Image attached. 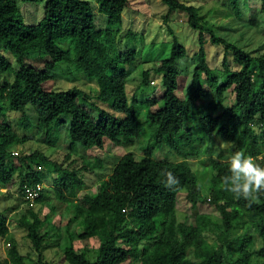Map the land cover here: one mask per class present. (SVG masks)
<instances>
[{"label": "trees", "instance_id": "obj_1", "mask_svg": "<svg viewBox=\"0 0 264 264\" xmlns=\"http://www.w3.org/2000/svg\"><path fill=\"white\" fill-rule=\"evenodd\" d=\"M227 1L235 19L242 21L241 6L249 3ZM162 3L167 8L165 24L173 13L187 15V24L197 33L198 48L190 81L179 96L178 62L187 51L168 27L172 35L168 56L142 71L137 87H148L153 74L160 77L162 89L140 100L136 94L128 98L126 92L138 55L133 49H117L122 14L131 9L130 0H45L43 16L34 25L23 21L14 0H0V188L17 175L24 194L25 185H42L54 175L51 184L59 207H64L63 214L71 212L62 234L47 215L41 219L27 205L17 223L25 229L36 258L30 259L12 245L7 252L11 264H22L27 258L35 264H51L43 259L48 238H61L60 250L68 264H254L253 257L264 260V191L236 197L222 182L235 151L264 165V54L253 55L200 24L196 7L179 0ZM259 7L264 13V0H259ZM96 10L106 16L104 28L97 26ZM205 34L212 46L223 50L222 80L208 61ZM125 36L134 37L130 31ZM41 53L48 60L34 67L28 60ZM61 62L93 78L97 93L91 96L78 87L45 89L43 84L52 80V70ZM228 91L233 95L229 105L225 103ZM27 106L36 118L33 124ZM9 113L20 114L17 125L25 131L34 126L49 146L58 143L64 130L69 143L63 161L39 150L15 154L13 149L24 144L27 136L13 129ZM144 134L148 143L142 144L141 156L123 154L95 195L84 194L82 203L74 201L86 189L79 169L72 167V161L66 164L77 148H102L105 138L127 146L146 138ZM211 135L229 147L210 157L204 171L192 170L189 159L201 155V143ZM161 148L175 159H157L155 153ZM102 165L94 159L84 169ZM167 171L173 172L178 184L165 183ZM207 172L208 193L203 195L200 174ZM180 192L198 210L193 224L178 219ZM204 205L212 206L215 213L199 210ZM72 223L80 232L70 228ZM8 233L7 217L0 212V239ZM207 235L213 237L211 242ZM94 237L97 254L88 260L74 242ZM3 259L0 255V264Z\"/></svg>", "mask_w": 264, "mask_h": 264}, {"label": "rangeland", "instance_id": "obj_2", "mask_svg": "<svg viewBox=\"0 0 264 264\" xmlns=\"http://www.w3.org/2000/svg\"><path fill=\"white\" fill-rule=\"evenodd\" d=\"M17 4L23 21L26 24H37L43 16V4L45 0H38L35 3H26L22 0H14ZM192 5L197 8L199 23L203 26L215 31L227 40L237 43L253 55L264 54V13L259 7V0H246L245 6L242 5V21L236 20L230 9L228 8L227 0H179ZM131 9L125 11L123 16V23L118 38V51H125L133 49L137 53V63L132 66V72L127 79L126 92L127 97L130 98L136 94L138 99L144 100L147 97L153 96L155 90H161L160 77L151 75V82L145 89L138 90V85L141 82V73L144 70L151 69L155 62L166 58L172 46V35L169 33L168 27L177 37L180 44H182L187 51L186 57L178 62V68L181 75L178 78V94L184 91L185 86L190 81L191 72L193 69V54L198 48L197 33L187 24V15L179 11L170 15L168 22L165 24L163 16L167 12V8L162 0H130ZM97 15V26L104 28L106 25V16L95 11ZM255 22H258L257 24ZM130 31L134 37L125 36ZM208 35H204V47L207 52V57L210 65L216 69L222 80L223 76V50L219 47L212 46L208 41ZM4 51V49H3ZM6 56V52H3ZM28 60L34 67H41L42 63L48 60L46 54L32 55ZM10 60L11 57L9 56ZM231 59V58H230ZM52 80L43 84L45 89H67L71 87H78L91 96L97 93V84L93 78L83 76L82 74L73 72L69 64L64 62L58 63L52 70ZM11 79V77H9ZM233 95L230 91L226 93L225 103H231ZM107 108V107H106ZM115 116L120 114L114 113ZM32 108L27 106L26 112L30 115V123H35V116L32 113ZM20 114L9 113V123L19 135H26L27 140L24 144L16 146L13 152L18 155H26L32 151H42L46 156L57 162H62L64 153H66L69 138L66 136L64 130L61 131L58 143L54 146H49L44 143V135L37 134L35 127L32 126L28 131L20 128L17 125ZM191 126L197 129L195 121L191 122ZM146 135V134H144ZM146 138L142 137L131 145L118 146L112 141L104 139L102 148H91L82 150L77 148V152L72 154L66 164L72 161V167L79 169L80 175L85 181L86 189L78 193L74 201L82 203V196L84 194L95 195L107 178L113 165L126 152H132L136 157L142 155V144H147ZM230 144L223 142L215 135L204 138L201 143V155L197 158L189 159V164L192 170L202 172L208 165L210 157H216L219 151L225 150ZM155 157L161 159L174 160L175 156L166 154L164 148L159 149L155 153ZM94 159L101 161L102 168L94 170H86L84 166L92 162ZM25 172H23L24 175ZM54 176V175H52ZM42 182V199L27 202L24 194L20 192L19 176H14L12 181L6 188H0V212H2L8 221L9 233L0 239V255L4 257L2 264H11L7 256L9 247L16 245L19 251L35 259L36 254L29 246L25 238V229L20 227L17 223L18 217L22 210L27 206L38 212L42 219L45 215L48 216L50 223L65 232L64 226L67 219L71 216V212L63 214L64 207L58 204L53 192L51 184V177ZM209 172L205 175L200 174L199 185L203 195H207V177ZM28 203V204H27ZM30 203V204H29ZM178 210L177 216L179 221L186 224H193L194 213L198 211L191 208L190 203L185 198V192H180L177 197ZM209 213L214 214L215 209L212 206L204 205L199 208ZM61 214V215H60ZM71 229L80 232V227L72 223ZM241 232V231H240ZM248 233H253L251 229L247 228ZM255 235V234H254ZM207 239L211 242L213 237L207 235ZM75 248L78 252H82L88 260H94L97 254L98 240L94 237L85 240H75ZM256 247L259 246V240L255 239ZM61 238H48L46 240V248L43 251V259L51 264H68L64 261L61 250ZM254 264H264L263 259L252 258ZM22 264H35L28 258Z\"/></svg>", "mask_w": 264, "mask_h": 264}, {"label": "clouds", "instance_id": "obj_3", "mask_svg": "<svg viewBox=\"0 0 264 264\" xmlns=\"http://www.w3.org/2000/svg\"><path fill=\"white\" fill-rule=\"evenodd\" d=\"M164 175L168 186L179 183L173 172L167 171ZM222 182L236 197L248 198L253 193L264 191V165L243 151H235L229 157L228 171Z\"/></svg>", "mask_w": 264, "mask_h": 264}, {"label": "built area", "instance_id": "obj_4", "mask_svg": "<svg viewBox=\"0 0 264 264\" xmlns=\"http://www.w3.org/2000/svg\"><path fill=\"white\" fill-rule=\"evenodd\" d=\"M42 190V185L41 184H36L35 186H24V197L26 198V200L29 201H33L35 200L40 192Z\"/></svg>", "mask_w": 264, "mask_h": 264}]
</instances>
